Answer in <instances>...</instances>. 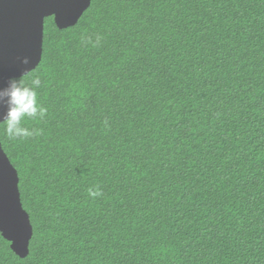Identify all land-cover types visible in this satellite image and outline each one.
<instances>
[{"label": "trees", "instance_id": "trees-1", "mask_svg": "<svg viewBox=\"0 0 264 264\" xmlns=\"http://www.w3.org/2000/svg\"><path fill=\"white\" fill-rule=\"evenodd\" d=\"M37 77L41 134L0 124L34 235L0 264H264V0H93Z\"/></svg>", "mask_w": 264, "mask_h": 264}, {"label": "water", "instance_id": "water-1", "mask_svg": "<svg viewBox=\"0 0 264 264\" xmlns=\"http://www.w3.org/2000/svg\"><path fill=\"white\" fill-rule=\"evenodd\" d=\"M93 0H0V88L10 78L20 79L41 63L45 20L54 17L59 29L75 26ZM27 59L28 64L23 61ZM7 106L0 105V122ZM2 124V123H0ZM17 169L0 139V233L21 258L30 253L34 228L24 209Z\"/></svg>", "mask_w": 264, "mask_h": 264}, {"label": "clouds", "instance_id": "clouds-1", "mask_svg": "<svg viewBox=\"0 0 264 264\" xmlns=\"http://www.w3.org/2000/svg\"><path fill=\"white\" fill-rule=\"evenodd\" d=\"M24 64L29 61L25 59ZM41 86V80L37 77L26 84L23 80L10 78L7 87L0 88V105L7 106V113L3 120L5 131L9 139H27L41 134L40 129H29L24 126L26 118L43 119L47 114V108L37 100L36 89ZM89 194L95 198L101 193L96 190H89Z\"/></svg>", "mask_w": 264, "mask_h": 264}]
</instances>
